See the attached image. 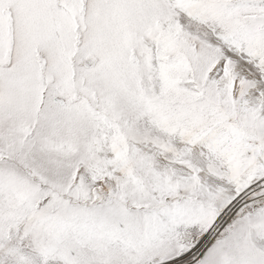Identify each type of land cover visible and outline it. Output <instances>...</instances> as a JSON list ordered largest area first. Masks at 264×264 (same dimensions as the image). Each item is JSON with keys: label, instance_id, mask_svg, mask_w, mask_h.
I'll use <instances>...</instances> for the list:
<instances>
[{"label": "snow or ice", "instance_id": "snow-or-ice-1", "mask_svg": "<svg viewBox=\"0 0 264 264\" xmlns=\"http://www.w3.org/2000/svg\"><path fill=\"white\" fill-rule=\"evenodd\" d=\"M0 264H264V0H0Z\"/></svg>", "mask_w": 264, "mask_h": 264}]
</instances>
